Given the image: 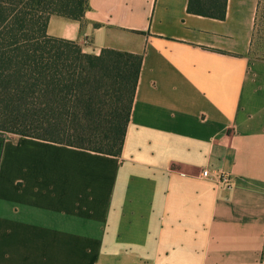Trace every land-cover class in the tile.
<instances>
[{"label":"crops","instance_id":"obj_1","mask_svg":"<svg viewBox=\"0 0 264 264\" xmlns=\"http://www.w3.org/2000/svg\"><path fill=\"white\" fill-rule=\"evenodd\" d=\"M212 1L88 0L80 19L48 18L47 35L141 65L117 156L0 133V264H264L262 0L199 14Z\"/></svg>","mask_w":264,"mask_h":264},{"label":"trees","instance_id":"obj_2","mask_svg":"<svg viewBox=\"0 0 264 264\" xmlns=\"http://www.w3.org/2000/svg\"><path fill=\"white\" fill-rule=\"evenodd\" d=\"M221 3L199 14L223 19ZM87 8L88 0H0V133L120 154L141 55H90L46 34L51 15L80 19Z\"/></svg>","mask_w":264,"mask_h":264},{"label":"rangeland","instance_id":"obj_3","mask_svg":"<svg viewBox=\"0 0 264 264\" xmlns=\"http://www.w3.org/2000/svg\"><path fill=\"white\" fill-rule=\"evenodd\" d=\"M251 44L250 54L256 58H264V0L260 4V14Z\"/></svg>","mask_w":264,"mask_h":264},{"label":"built area","instance_id":"obj_4","mask_svg":"<svg viewBox=\"0 0 264 264\" xmlns=\"http://www.w3.org/2000/svg\"><path fill=\"white\" fill-rule=\"evenodd\" d=\"M209 175L208 170H203L201 172V177L206 178ZM215 181L218 185L228 187L231 183V177L228 173L220 172L216 175Z\"/></svg>","mask_w":264,"mask_h":264}]
</instances>
